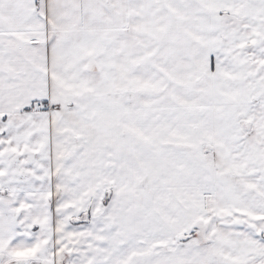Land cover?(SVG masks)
<instances>
[{
  "label": "snow or ice",
  "instance_id": "1",
  "mask_svg": "<svg viewBox=\"0 0 264 264\" xmlns=\"http://www.w3.org/2000/svg\"><path fill=\"white\" fill-rule=\"evenodd\" d=\"M0 264H264V0H0Z\"/></svg>",
  "mask_w": 264,
  "mask_h": 264
}]
</instances>
